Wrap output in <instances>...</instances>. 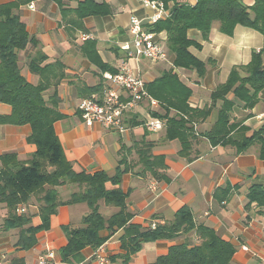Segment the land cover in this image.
<instances>
[{
	"label": "crops",
	"instance_id": "0c3cea01",
	"mask_svg": "<svg viewBox=\"0 0 264 264\" xmlns=\"http://www.w3.org/2000/svg\"><path fill=\"white\" fill-rule=\"evenodd\" d=\"M9 1L0 0V3ZM96 1H105L112 11L106 15L85 17L84 29L65 24L60 7L54 0H32L22 5L20 17L29 35L36 39L37 46L19 53V65L25 79L35 84L39 77L30 71L28 61L37 51L45 56L42 64L54 61L63 64L64 77L57 85L58 108L63 117L54 123V131L65 159L76 172L93 174L103 171L113 176L118 166L127 168L118 184L106 182L107 189L117 187L126 193L125 210L131 214L124 226L100 231V235L105 237L102 244L108 258L106 264H156V260L165 255L172 245L191 247L198 244V225L211 228L220 238L231 243L235 249L233 264H263L264 204L251 201L249 192L254 185L264 190V159L257 156L256 144L236 153L234 145H212L205 136L215 126L222 104L219 99L212 102V92L228 80L233 68L238 70L239 77L247 76L241 67L250 61L253 52L263 48V34L236 25L233 32L227 35L220 32L215 24L209 38L203 40L199 30H188V37L199 43L198 47L191 45L189 51L205 63L204 73L199 75L194 70L182 68L174 70L181 82L191 89L189 107L208 111L205 118L192 122L195 136L191 140V159L188 160L180 154V140L177 137L167 138L165 124L157 131H150L145 126L147 117L160 110L159 105L140 103L127 119L124 132L107 130L98 123L86 125L80 119L77 111L79 100L102 94L105 80L101 73L106 70L98 65L99 62L116 71L127 63L137 69L145 82H149L170 68L174 58L168 51L166 61L127 58L119 43L129 39L130 16L144 18L151 11L142 7L138 0ZM175 1L193 4L196 0ZM240 1L247 5L253 2ZM31 3L33 7H29ZM70 5L73 7L76 3L72 1ZM162 33L167 37L164 31ZM83 34L89 38L84 39ZM87 41L93 44L88 45ZM52 90H46L45 96L48 97ZM225 97L234 102L228 124L237 123L229 136L239 137L240 133L243 134L241 127L246 129L245 136L261 128L264 124V88L251 107H246L244 101L234 97L232 90ZM10 113L11 106L0 102V116ZM30 132L28 124H0V155L12 152L22 161L29 160L36 149L33 143L27 141ZM142 141L149 144L151 156L163 159L162 165L153 168L157 174L143 169L137 154L138 144ZM69 185L56 187L61 200H66L73 191ZM218 189L221 191L216 193ZM98 206L104 217L118 211V208L102 200L98 201ZM18 208V213L28 214L27 222L20 227L5 228L7 209L0 202V256H3L4 264H34L39 254L48 251L55 253L57 263L66 264L68 261H63L60 255V249L67 243L66 228L81 225L83 216L89 212L87 204H60L50 216L48 228H39L41 217L34 197ZM181 208H187L191 213V229L183 230L168 240L130 241L132 232L129 223L144 232L153 228L151 224L157 227L171 223ZM27 240L33 242L25 247L23 244ZM132 247L134 252H131ZM94 249V246L81 249L78 261L96 264L92 256Z\"/></svg>",
	"mask_w": 264,
	"mask_h": 264
},
{
	"label": "trees",
	"instance_id": "16d2710c",
	"mask_svg": "<svg viewBox=\"0 0 264 264\" xmlns=\"http://www.w3.org/2000/svg\"><path fill=\"white\" fill-rule=\"evenodd\" d=\"M32 0H11L0 3V102L11 106L8 116H0V124H28L31 132L27 141L36 147L32 157L22 161L12 152L0 155V202L7 209L4 221L5 228L20 227L28 220L27 213H18L19 205L27 204L32 197L38 202V212L41 217L39 228H48L49 219L64 204L84 202L89 212L83 216L81 225L66 228L67 243L60 249L63 261L80 259L79 253L86 246L102 244L105 237L100 235L103 228L113 230L124 226L131 218L125 210L126 193L119 188L107 189L106 182L116 185L126 167L116 169L113 176L103 171L93 174L85 171L76 172L62 152L60 141L54 131V123L63 117L58 106L60 98L57 85L64 77V66L60 61L44 62L45 56L39 51L28 61V68L39 77L35 84L28 82L20 72L19 53L26 52L29 47H36L37 41L29 35L25 23L20 17V7ZM60 7L62 21L72 27L84 29L83 19L88 16L106 15L112 7L105 1L96 0H54ZM74 1L75 6L70 3ZM169 8V15L150 25L155 31H164L167 35V51L174 55L172 66L162 71L161 75L152 81L145 82L146 91L159 102L160 110L152 113L153 117L165 120L167 138H178L181 142L180 154L190 160L189 150L191 140L195 136L192 122L205 118V109L190 108L188 98L191 89L178 78L174 68L196 71L202 75L205 63L196 58L190 51L191 45L199 43L188 37V30L197 29L203 40L209 38L213 25L218 30L230 35L236 25L255 29L264 36V0H253L247 5L240 0H196L195 3H183L175 0H161ZM92 45V41H87ZM98 65L113 73L116 70L107 69L101 62ZM246 77H239L238 70L230 71L228 80L219 85L211 94L212 102L222 100L215 126L205 136L212 145L231 144L236 147V153L245 151L250 145L256 144L257 156L264 159V124L250 136H245V127H241L239 137L229 136L237 123L228 124L231 109L234 104L225 95L232 90L234 97L244 101L246 107L257 102L258 93L264 88V46L252 53L250 61L242 66ZM53 88L48 97L45 91ZM149 144L142 141L138 144L137 154L143 169L153 171V168L163 164L160 156H151ZM71 183L78 191L69 194L66 200H61L57 186ZM221 190H217L219 192ZM225 192V191H224ZM249 199L258 205L264 204V190L254 185L250 188ZM118 208L109 217H104L99 211L98 201ZM132 237L130 241L172 239L179 232L191 229L192 218L187 208H181L175 219L163 226L140 232L136 226L129 223ZM196 232L199 243L188 247L172 245L168 252L156 260V264H233L234 247L228 241L220 238L211 228L198 225ZM33 240L24 242L28 247ZM135 248H131L134 252Z\"/></svg>",
	"mask_w": 264,
	"mask_h": 264
},
{
	"label": "built area",
	"instance_id": "2783aa9c",
	"mask_svg": "<svg viewBox=\"0 0 264 264\" xmlns=\"http://www.w3.org/2000/svg\"><path fill=\"white\" fill-rule=\"evenodd\" d=\"M142 7L151 12L144 18L130 16L128 25L129 39L119 43V48L127 58L147 59L152 62L167 60L166 39L162 31H155L150 25L169 15V8L161 0H138ZM29 7H33L31 3ZM83 38H89L83 34ZM105 80L101 96L84 97L79 100L77 111L80 119L86 125L98 123L110 131L124 132L127 129V119L135 108L142 102L149 106H157L159 102L145 89V80L137 71L124 63L115 73L103 71ZM145 126L150 131H157L164 127V120L148 116ZM23 211V208H21ZM264 228V215L262 220ZM154 228L155 224H151ZM93 258L96 264H106L108 258L104 244L95 247ZM55 253L48 251L39 254L34 264H59L55 260ZM0 256V264H4ZM66 264H87L84 261H68ZM264 264V262H263Z\"/></svg>",
	"mask_w": 264,
	"mask_h": 264
},
{
	"label": "rangeland",
	"instance_id": "374dc122",
	"mask_svg": "<svg viewBox=\"0 0 264 264\" xmlns=\"http://www.w3.org/2000/svg\"><path fill=\"white\" fill-rule=\"evenodd\" d=\"M66 184H68V182ZM69 184L72 185L71 183H69ZM70 185H69V187H72L73 191H78V189H77V187L75 185H72V186H70Z\"/></svg>",
	"mask_w": 264,
	"mask_h": 264
}]
</instances>
